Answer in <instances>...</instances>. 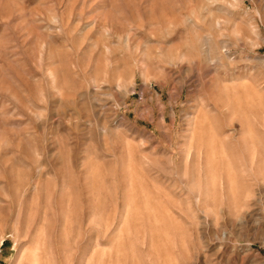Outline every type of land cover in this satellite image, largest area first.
I'll return each mask as SVG.
<instances>
[{"label":"rangeland","instance_id":"1","mask_svg":"<svg viewBox=\"0 0 264 264\" xmlns=\"http://www.w3.org/2000/svg\"><path fill=\"white\" fill-rule=\"evenodd\" d=\"M0 264H264V0H0Z\"/></svg>","mask_w":264,"mask_h":264}]
</instances>
